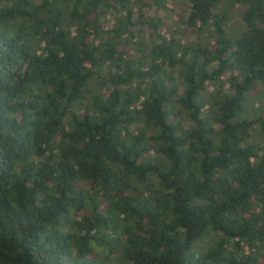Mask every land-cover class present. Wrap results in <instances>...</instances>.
Listing matches in <instances>:
<instances>
[{"label": "trees", "instance_id": "trees-1", "mask_svg": "<svg viewBox=\"0 0 264 264\" xmlns=\"http://www.w3.org/2000/svg\"><path fill=\"white\" fill-rule=\"evenodd\" d=\"M182 5L0 0V264H264V0Z\"/></svg>", "mask_w": 264, "mask_h": 264}, {"label": "rangeland", "instance_id": "rangeland-1", "mask_svg": "<svg viewBox=\"0 0 264 264\" xmlns=\"http://www.w3.org/2000/svg\"><path fill=\"white\" fill-rule=\"evenodd\" d=\"M168 2L169 10L166 12H160V17L164 20L165 25L171 29V34H177V36H180L179 33L182 32V37L188 38L189 36L187 34L183 35L184 27L181 23L185 15L182 5L183 0H168ZM234 21L236 22V20ZM258 87V89H261L260 95H263L264 87L262 85H258ZM252 97H255V93L252 95Z\"/></svg>", "mask_w": 264, "mask_h": 264}]
</instances>
